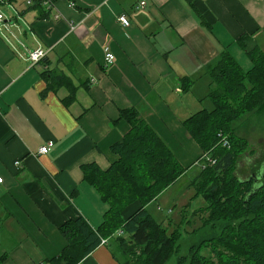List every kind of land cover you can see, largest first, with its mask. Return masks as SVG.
Returning <instances> with one entry per match:
<instances>
[{"label":"crops","instance_id":"obj_1","mask_svg":"<svg viewBox=\"0 0 264 264\" xmlns=\"http://www.w3.org/2000/svg\"><path fill=\"white\" fill-rule=\"evenodd\" d=\"M140 1L145 8L135 9ZM3 4L16 38L47 55L34 64L0 24V264H54L67 245L65 221L81 217L96 228L103 220L108 204L83 165L107 169L118 159L111 147L130 129L121 110L136 109L191 166L187 173L198 168L203 150L183 121L210 105L209 63L228 50L249 68L243 34L264 49V0H55L43 12L22 0ZM107 47L115 55L108 66ZM119 263L108 241L77 264Z\"/></svg>","mask_w":264,"mask_h":264},{"label":"trees","instance_id":"obj_2","mask_svg":"<svg viewBox=\"0 0 264 264\" xmlns=\"http://www.w3.org/2000/svg\"><path fill=\"white\" fill-rule=\"evenodd\" d=\"M26 7L40 12L46 8L41 0ZM238 43L251 66L245 68L230 51H223L206 67L210 105L183 121L203 150L191 183L196 196L206 201L194 212L202 221L198 230L211 225L220 231L193 243L186 255L178 256V264H264V170L245 179L236 174L237 159L248 141L236 133L234 125L249 114L264 111V49L248 34L240 36ZM62 78L52 75L51 80ZM182 80L183 90H188L193 79L185 76ZM68 97L67 105L73 96ZM120 117L129 122L130 129L111 147L118 159L107 169L94 162L83 165L84 179L108 204L103 220L96 228L81 217L65 221L60 230L67 245L52 259L54 264H77L102 238L117 243L114 250L119 264H166L179 251L180 232L176 229L169 234L148 205L191 166L180 163L136 109L121 110ZM134 203L140 206L125 217L124 211ZM120 229L123 234L117 235ZM209 246L217 261L203 253L202 248Z\"/></svg>","mask_w":264,"mask_h":264},{"label":"rangeland","instance_id":"obj_3","mask_svg":"<svg viewBox=\"0 0 264 264\" xmlns=\"http://www.w3.org/2000/svg\"><path fill=\"white\" fill-rule=\"evenodd\" d=\"M0 11L12 18L13 10L9 5H0ZM9 41L17 47L29 49L27 45L18 37L12 35V30L7 29ZM22 41V42H21ZM264 47V44H263ZM239 61L246 67L245 59L238 58ZM209 101H207L208 103ZM236 133L247 139L248 147L239 155L237 159L236 174L245 179L253 172H263L264 170V111L254 114H249L245 118L234 123ZM198 174V169H194L179 178L174 184L164 190L159 199L153 200L149 206V212L153 218L167 227L168 233L172 234L176 229L180 232L177 240L179 245L178 253L172 254L166 264H178V256L186 255L189 252L190 246L197 243L202 237L208 236L213 232L220 231L219 227L212 229L207 227L198 228L201 226V219L194 212L196 209L206 205L205 199L199 195L196 196L195 188L191 185L193 179ZM159 207H161L159 209ZM201 214V213H200ZM197 230V231H196ZM115 241V240H113ZM117 244V243H116ZM114 242V248H116ZM203 253L210 255L215 261L211 247L202 248Z\"/></svg>","mask_w":264,"mask_h":264},{"label":"built area","instance_id":"obj_4","mask_svg":"<svg viewBox=\"0 0 264 264\" xmlns=\"http://www.w3.org/2000/svg\"><path fill=\"white\" fill-rule=\"evenodd\" d=\"M2 2H5V1H2ZM26 2L27 4L31 5L33 4L34 0H26ZM41 2L46 8L51 9L54 6L55 0H41ZM72 5H74V3H72ZM145 6H146V1H140L137 4H135L134 7L135 9H142V8H145ZM59 17H60V14H57L56 18H59ZM117 19L124 27H128L131 23L125 14L119 15ZM0 24L4 25L5 27H7V29L11 30L12 25L8 22H4V15L1 12H0ZM12 35L16 37L13 32H12ZM26 52H27V59L32 61L34 64L41 61L47 55V50L43 48L27 49ZM114 61H115V55L112 52V50L109 47H107L105 49V63L108 66V65L113 64ZM52 145L53 143L51 142L43 145L42 147H40L39 153H42V154L47 153ZM15 163L18 166L21 165L20 160H17ZM3 180H4L3 176L0 175V183H2ZM116 234L117 235L123 234V230L122 229L118 230ZM108 241L109 240L107 238H102L101 244H107Z\"/></svg>","mask_w":264,"mask_h":264},{"label":"flooded vegetation","instance_id":"obj_5","mask_svg":"<svg viewBox=\"0 0 264 264\" xmlns=\"http://www.w3.org/2000/svg\"><path fill=\"white\" fill-rule=\"evenodd\" d=\"M254 173V172H253Z\"/></svg>","mask_w":264,"mask_h":264}]
</instances>
